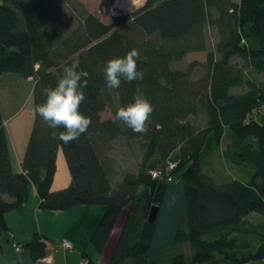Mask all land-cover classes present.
<instances>
[{
    "label": "trees",
    "instance_id": "1",
    "mask_svg": "<svg viewBox=\"0 0 264 264\" xmlns=\"http://www.w3.org/2000/svg\"><path fill=\"white\" fill-rule=\"evenodd\" d=\"M39 3L0 0V75L32 78L34 101L20 173L12 172L0 105V233L6 230L3 215L28 202L33 187L42 210L103 206L90 238L101 254L128 205L107 264H154L156 221L149 223L147 216L151 206H161L169 183L152 178L150 170L173 160L187 230L178 225L172 244L188 243L192 254L186 260L180 251L171 264L264 263V81L247 78L232 63L238 58L245 68L264 73V0H145L110 24L84 11L65 34L37 13ZM209 27L216 42L203 63L208 82L198 85L172 63L205 51ZM242 85L244 92L230 91ZM107 106H113L112 116L102 120ZM200 113L203 128L191 119ZM227 132L223 158L246 179L218 183L203 172L202 159ZM118 139L139 140L142 156L137 173H125L112 186L108 153ZM58 149L71 184L52 191ZM252 214L263 219L257 232L232 228L203 239L209 230L238 225ZM256 234L259 242L252 238ZM42 240L36 237L22 250L35 260L44 257Z\"/></svg>",
    "mask_w": 264,
    "mask_h": 264
},
{
    "label": "rangeland",
    "instance_id": "2",
    "mask_svg": "<svg viewBox=\"0 0 264 264\" xmlns=\"http://www.w3.org/2000/svg\"><path fill=\"white\" fill-rule=\"evenodd\" d=\"M40 2L37 8V13L43 14V19L47 24L57 27L62 34H65L69 29L78 23L81 18V14L86 11L96 16L104 24H110L114 16L130 14L141 7H143L145 0H135V3L131 6H127L125 0H35ZM238 2L239 0H233ZM125 2V5H122ZM248 37H243L242 42L247 45ZM216 42L215 31L209 27L206 28L205 33V51H193L188 52L179 61L172 63V68L188 73L189 78L198 85H205L208 82V71L203 64L206 61V54L208 50L214 48ZM232 63L237 65L238 68L243 69L247 78L260 82L264 81V73H256L243 66V62L238 58H233ZM204 65V66H203ZM32 78H23L17 73L5 72L0 75V105H2V115L6 119L8 125L19 122L25 125V129L31 131L33 124V108L34 101L32 97ZM247 89L245 85L235 87L230 91L234 94H239ZM200 91V90H198ZM111 96L117 95L111 90ZM115 94V95H114ZM198 107L199 104H198ZM17 111V112H16ZM16 112V113H14ZM113 106H107L100 116L102 120H105L112 116ZM11 115V116H10ZM10 116V117H9ZM20 118H22L20 120ZM197 127L203 128L206 122L203 113L197 114L195 117H191ZM141 123H146V118L141 119ZM139 140L133 142H126L123 139H118L112 142L113 148L109 151L108 155L112 161L111 165V177L112 186H115L122 180L125 173L131 172L136 174L138 167L141 163L142 153L138 149ZM229 142V134L225 133L220 145L216 149H211L208 153H205L202 159V170L205 174L211 176L216 182H228L234 178L245 180V172L238 168V166L228 163L223 158V151ZM112 157V158H111ZM170 159V158H168ZM179 173L174 175L173 182L169 183V186L179 185ZM244 175V176H243ZM181 183V182H180ZM168 188V187H167ZM156 221H160L158 230V241L153 242L151 245L150 257L154 261V264H171V257L182 251L186 260H190L192 250L188 243L182 245L172 244L170 236V222L173 220L178 223L180 228L184 231L187 230V223L184 220H180L183 201L180 194L176 190L168 191L163 199ZM128 210L126 205L119 214L117 219V226L122 223ZM258 214H252L248 216L247 221L237 228L240 231H254L257 232V225L263 221ZM232 227L219 226L209 230L203 235L204 240H213L224 233L230 232ZM259 242V235L256 234L252 237ZM182 247V248H181ZM50 248V247H49ZM49 250V249H48ZM46 250V251H48ZM102 261V260H101ZM98 263V264H107ZM264 264V263H261Z\"/></svg>",
    "mask_w": 264,
    "mask_h": 264
},
{
    "label": "crops",
    "instance_id": "3",
    "mask_svg": "<svg viewBox=\"0 0 264 264\" xmlns=\"http://www.w3.org/2000/svg\"><path fill=\"white\" fill-rule=\"evenodd\" d=\"M3 121L12 172L20 173L22 172V160L31 131L25 129V125L19 122V120L11 126L8 125L6 119L3 118ZM70 184L71 175L64 154L61 149H58L56 154V170L50 189L56 191L66 188ZM179 184L181 186H168L166 193L172 189L176 190L183 201L182 184L180 181ZM38 203L39 199L35 189L32 187L28 202L3 215L6 230L0 233V264H88V262H84L85 259L87 261L88 259H93L98 264L108 261L124 220L113 231L117 226L116 221L102 253L99 254L91 244L90 238L103 215V206L79 205L66 211H47L40 209ZM159 222L156 221L152 244L159 240L157 235ZM241 225L228 227L237 229ZM177 226V222L173 220L170 222L172 241ZM8 231L14 232L16 242L22 246L33 241L34 238L40 237L49 243L50 248L44 257L36 260L32 259L25 249L16 251L12 247L10 239L7 236ZM62 240H69L72 248L63 249L60 246Z\"/></svg>",
    "mask_w": 264,
    "mask_h": 264
},
{
    "label": "built area",
    "instance_id": "4",
    "mask_svg": "<svg viewBox=\"0 0 264 264\" xmlns=\"http://www.w3.org/2000/svg\"><path fill=\"white\" fill-rule=\"evenodd\" d=\"M176 165H177V161L167 160L164 166L150 170L151 177L155 178V179L164 180L165 182L170 183L173 181L172 171L175 169ZM0 231H1V228H0ZM7 234H8L7 235L8 238L10 239L12 247L16 251L22 250L21 244L17 243L15 240L14 232L8 231ZM42 241L46 245V250H48L50 247L49 243L46 240H42ZM60 246L63 249H71L72 248V244L69 240H62L60 243ZM84 262L86 263V260H84Z\"/></svg>",
    "mask_w": 264,
    "mask_h": 264
},
{
    "label": "water",
    "instance_id": "5",
    "mask_svg": "<svg viewBox=\"0 0 264 264\" xmlns=\"http://www.w3.org/2000/svg\"><path fill=\"white\" fill-rule=\"evenodd\" d=\"M158 212H159V207L157 205L151 206L148 212L147 221L149 223H154L156 221Z\"/></svg>",
    "mask_w": 264,
    "mask_h": 264
},
{
    "label": "bare ground",
    "instance_id": "6",
    "mask_svg": "<svg viewBox=\"0 0 264 264\" xmlns=\"http://www.w3.org/2000/svg\"><path fill=\"white\" fill-rule=\"evenodd\" d=\"M125 1H127V6H128V7L131 6V5L133 4V2L135 3V0H125ZM124 3H125V2H123L122 5H125Z\"/></svg>",
    "mask_w": 264,
    "mask_h": 264
}]
</instances>
